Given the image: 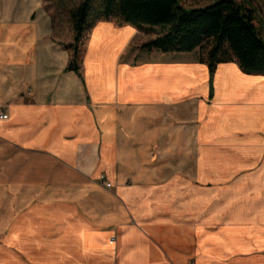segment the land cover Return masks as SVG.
<instances>
[{
    "label": "crops",
    "instance_id": "0c3cea01",
    "mask_svg": "<svg viewBox=\"0 0 264 264\" xmlns=\"http://www.w3.org/2000/svg\"><path fill=\"white\" fill-rule=\"evenodd\" d=\"M138 32L97 23L81 78L42 0H0V264H264V76Z\"/></svg>",
    "mask_w": 264,
    "mask_h": 264
},
{
    "label": "trees",
    "instance_id": "16d2710c",
    "mask_svg": "<svg viewBox=\"0 0 264 264\" xmlns=\"http://www.w3.org/2000/svg\"><path fill=\"white\" fill-rule=\"evenodd\" d=\"M51 17L53 38L68 51L67 70L82 74V47L100 21L131 25L156 33L141 45L143 51L165 54L202 50L200 62L212 79L217 67L236 62L248 75L264 76V37L256 25L252 3L215 0L199 8H186L180 0H42ZM71 26L70 43L60 40L63 23Z\"/></svg>",
    "mask_w": 264,
    "mask_h": 264
},
{
    "label": "rangeland",
    "instance_id": "374dc122",
    "mask_svg": "<svg viewBox=\"0 0 264 264\" xmlns=\"http://www.w3.org/2000/svg\"><path fill=\"white\" fill-rule=\"evenodd\" d=\"M214 1L215 0H180L181 4L184 7L189 8V9L204 7V6L211 4ZM236 1L243 5H246L248 2L252 3V6L253 8H255L256 13H257L256 14V25L258 27L260 34L264 37V0H236ZM61 33H62V36L60 38L61 41L65 43H70L72 41L73 32H72L71 26L68 23L66 22L63 23ZM155 36H156V33L140 31V33L138 32V35L133 37V41L129 48L132 50H138L140 49L144 41H147L150 38H153ZM85 49H86V45L82 47V53H81L82 57L84 56ZM129 52H131L130 55H132V51H129ZM146 53H148L149 55L151 54L148 51H142L140 54V57L146 55ZM201 53H202V50L198 49L192 52L189 58L194 59V56L198 55V59H199ZM2 237H4V235L0 236V242L2 240Z\"/></svg>",
    "mask_w": 264,
    "mask_h": 264
},
{
    "label": "built area",
    "instance_id": "2783aa9c",
    "mask_svg": "<svg viewBox=\"0 0 264 264\" xmlns=\"http://www.w3.org/2000/svg\"><path fill=\"white\" fill-rule=\"evenodd\" d=\"M8 118H9V113H8L7 109H5V107L0 104V119L6 120ZM100 180L102 182H104L106 180L105 176H101ZM106 186L108 188H110L112 186V184L111 183H107ZM115 240H116V238H112L111 243H114Z\"/></svg>",
    "mask_w": 264,
    "mask_h": 264
}]
</instances>
